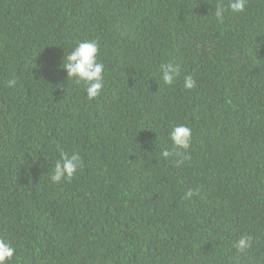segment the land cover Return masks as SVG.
<instances>
[{
  "label": "trees",
  "instance_id": "1",
  "mask_svg": "<svg viewBox=\"0 0 264 264\" xmlns=\"http://www.w3.org/2000/svg\"><path fill=\"white\" fill-rule=\"evenodd\" d=\"M218 3L229 0H0L10 264H264V0L222 23ZM84 40L105 65L91 101L61 67ZM178 124L193 133L179 166L161 156ZM61 151L83 167L53 183ZM242 235L253 244L238 254Z\"/></svg>",
  "mask_w": 264,
  "mask_h": 264
},
{
  "label": "clouds",
  "instance_id": "2",
  "mask_svg": "<svg viewBox=\"0 0 264 264\" xmlns=\"http://www.w3.org/2000/svg\"><path fill=\"white\" fill-rule=\"evenodd\" d=\"M247 0H229L227 6L218 3L215 9V17L219 22H223L225 13H243L246 11ZM101 45L96 40H84L77 42L73 50L63 57L61 67L66 70L67 77L73 78L77 84L83 83L87 93L88 100L98 98L104 88L105 65L99 59ZM159 72L164 84L171 86L176 83L180 75V66L173 63H162ZM16 79L8 81L7 87H15ZM184 87L193 89L196 82L191 75L184 78ZM169 138L172 142L171 149L165 147L161 151L164 159L174 160L177 166L190 159V148L193 142V133L189 126L178 124L172 126L169 132ZM83 167V159L77 152L71 154L61 151L59 159L56 160L52 169L51 181L60 183L62 181L70 182ZM199 194V189L188 190L184 199L190 200L194 195ZM253 244V237L250 235L240 236L234 243L238 254L246 253ZM16 248L4 237L0 236V264H10L14 260Z\"/></svg>",
  "mask_w": 264,
  "mask_h": 264
}]
</instances>
